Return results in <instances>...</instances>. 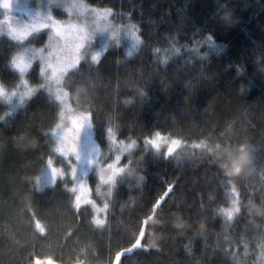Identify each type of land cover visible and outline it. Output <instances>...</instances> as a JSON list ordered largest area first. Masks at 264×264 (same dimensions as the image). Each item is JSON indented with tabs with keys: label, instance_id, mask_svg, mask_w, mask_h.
Here are the masks:
<instances>
[{
	"label": "trees",
	"instance_id": "16d2710c",
	"mask_svg": "<svg viewBox=\"0 0 264 264\" xmlns=\"http://www.w3.org/2000/svg\"><path fill=\"white\" fill-rule=\"evenodd\" d=\"M84 1L111 9L116 25L134 26L142 39L133 55L113 46L98 63L82 62L71 79L86 75L87 82L65 85L77 112H90L93 125L112 129L115 150L136 142L133 163L124 156L120 164L131 175L108 197L93 172L91 200L103 206L106 198L109 209L97 214L87 205L78 214L69 177L40 182L47 157L58 161L52 129L59 103L43 89L13 113L0 101V264L48 257L76 264L75 254L86 246L89 264H110L134 242L142 219H148L145 247L122 264H264V0ZM18 49L0 38V80L9 84L18 77L10 66ZM32 82L41 81L33 76ZM156 132L205 147L157 157L143 144ZM95 136L103 153H111L106 134ZM241 146L248 162L226 184L213 159L219 153L225 169ZM167 185L172 191L153 212ZM233 186L241 211L228 219L220 209L231 207ZM97 215L104 225L95 223Z\"/></svg>",
	"mask_w": 264,
	"mask_h": 264
},
{
	"label": "snow or ice",
	"instance_id": "6c2138e0",
	"mask_svg": "<svg viewBox=\"0 0 264 264\" xmlns=\"http://www.w3.org/2000/svg\"><path fill=\"white\" fill-rule=\"evenodd\" d=\"M2 6L5 9L11 8L10 0H0ZM69 10V15L72 14L74 10H78V14L83 16L89 10L94 13H99L98 9H89L87 5L82 2H76L73 0L71 3L63 5ZM105 14H111L109 9H104ZM48 22L39 23L33 25L31 28L16 29L10 28L9 35L13 40H16L19 44H23L29 41V37L41 38L40 30H48V41L49 43L42 48L36 49L32 47H24L22 51H18L11 55L10 66L18 71V77L16 80L12 81L10 84L0 80V97H4L5 100L11 103L13 97H18L20 103L23 104L26 98L33 97L41 89L47 91L50 97H53L55 101L59 102V122L55 124L52 129V136L55 138L54 153L58 154V161H54L52 155H49L44 163V168L41 172V176L47 174L48 183H55L57 178L64 180L65 178H71L73 187L71 188V193L74 194V208L77 213L83 211L82 205H91L95 208L97 214L107 213L109 209V204L104 203L103 207H98L95 202L86 197V193H90V188L85 182V178L88 177L89 171H94L99 181L102 184L109 186V195H111L112 190L116 189L120 183H123L129 179L131 174L126 175L125 170L127 166H120L121 156L123 151H127L135 145V141L132 145L127 146V148H121L117 151L120 154H114V159L112 156L106 155L103 159L98 158L99 148L97 146L96 140L93 139L94 133L103 137L106 134V138L110 143L115 142V137L113 135L112 129L110 127L105 128L103 124L93 125L91 113H80L78 115H72L65 121V112L70 110V105L68 104V92L63 91L64 85H70L73 88L76 87L77 83H86L88 77L86 75L82 76L81 80L73 81L71 77L79 71V66L81 62L90 63L98 62L101 55L107 50L105 45L99 51L94 54L91 53L94 47L95 38L97 32L109 31V39L116 37L117 32L111 30L108 26L104 28L96 27L89 31L87 28L72 23L71 21L61 22L54 19L51 14H48ZM226 24H231L232 20L230 17H224ZM71 35L73 37V43L69 44L67 42V36ZM131 35L135 39V43L132 45L133 50L136 49L141 43V39L132 32ZM64 40L63 45L60 44L61 40ZM209 44H212V38L208 37ZM116 43H119L117 40ZM159 51V49H157ZM178 51V50H177ZM132 52L129 51L128 55ZM90 56V61H89ZM33 76L36 77L38 82L36 87L29 86V79ZM23 89V90H22ZM83 91V90H81ZM86 94V93H85ZM141 95H144L141 93ZM79 103V101H77ZM155 138L145 139V145H151L156 152L155 156L159 157L162 141L164 137L161 136L159 132L154 134ZM181 145V141L178 139H172L167 147L166 157L171 156L177 148ZM197 147H205L204 143L201 142ZM215 148H220L217 144ZM241 150V149H240ZM208 151L211 153L213 149L210 148ZM131 154L129 153L128 164L131 165L133 161L131 160ZM219 153L213 159V163L217 164L225 177V183H231L230 177L236 176L240 172V166H236L232 169V175H229V170L220 167L218 160L221 159ZM232 158L231 156L229 157ZM111 160V162H108ZM60 162L65 165L64 168L55 167V163ZM109 171V175L105 176L104 169ZM143 179V177H141ZM39 182V178H38ZM172 185H167V190L163 195L159 196L155 200L152 206V211L161 208L164 203L165 198L169 196L172 191ZM232 196L231 207L228 209H220L222 213L228 219H231L235 214L241 211V201L239 199L240 193L237 192L236 188L233 186L231 189ZM264 205V204H262ZM249 213H257L258 209H254L251 204L246 206ZM163 210V209H161ZM151 219V217H149ZM180 220V217H177ZM95 223L97 225H104L105 220L100 219L99 215L95 217ZM156 225V221L153 220L152 226ZM35 226L41 232L44 228L39 220L35 221ZM148 226V219H142L139 221L138 235L134 238V242L131 246L124 248L123 250L117 251L114 254V258L110 257V264H122V257L133 254L137 249L145 247L142 244V240L145 237V227ZM261 255L264 256V243L261 244ZM35 264H58L57 259L53 257H48L46 260H41L37 258ZM76 264H84L83 261L77 260Z\"/></svg>",
	"mask_w": 264,
	"mask_h": 264
},
{
	"label": "rangeland",
	"instance_id": "374dc122",
	"mask_svg": "<svg viewBox=\"0 0 264 264\" xmlns=\"http://www.w3.org/2000/svg\"><path fill=\"white\" fill-rule=\"evenodd\" d=\"M71 2H73V0H10V3H11L10 9H5L2 6V2H0V38L5 39L10 43L19 46L18 51H22V49L24 47H32V48H36V49L45 47L49 43V41H48V30L47 29H41L40 30L39 35L41 38H35L34 39L33 37H29V41L26 43H23V44H19L16 40H13L12 37L8 33L10 31V28H16L19 30V29H24V28H31L35 24L46 23V22H48L47 17H48V14L50 13L51 16L56 20H59L61 22L71 21L72 23H76L79 26L87 28L89 31L93 30L97 26L100 28H104L105 26H108L111 30H115L117 32L116 37L113 39H109V36H110L109 31L97 32L95 42H94V47L91 50L92 54L99 51L102 47H104L106 45L107 50L113 46L124 47L125 50L127 51V53H129V51H131L132 52L131 55H133L138 50V48L142 45V43H141L136 49L133 50L132 45L135 43V39L131 35V33L135 32L136 35L140 37L137 28H135L132 25H127V26L116 25V23L114 22V19H113V12L111 9H109L111 11L110 15L105 14L103 12V10L106 8H99V7L91 6V5L87 4L84 0H76V2H82L85 5H87L89 7V9H98L100 11H99V13H94L91 10H89L83 16H80L78 14V10H74L72 12V14L69 15V10L66 7H64L63 5L67 4V3H71ZM140 39H141V37H140ZM117 40L119 41V43H116ZM141 41H142V39H141ZM67 42L69 44L73 43V37L71 35L67 36ZM64 43H65V41L62 39L60 41V44L63 45ZM104 53L101 55V57L104 55ZM89 61H90V56H89ZM98 62H94V63H98ZM12 70L17 74V76L19 75L18 71L16 69L12 68ZM41 82H43V81H41ZM36 85H37V83H33L32 78H30L29 79V86L30 87H36ZM63 91L68 92L67 89L65 88V85L63 86ZM68 94H69V92H68ZM31 98L32 97L26 98L23 104L20 103V100L18 97H13L11 103L7 102L4 97H0V101L3 102L5 104V106L8 107L9 113H13V112L18 111L20 108H22L25 105V103L27 101H29ZM68 104L70 105V110H67L65 112V121L66 122L68 121V118L70 116L83 113V112H77L74 109V107L71 103V100H70V95H68ZM163 137H164V141H162L160 152L166 153L167 147L170 144V141L172 139H178V138L169 137V136L168 137L163 136ZM153 138H155V137H153ZM93 139L96 140L97 146L99 148L98 158L103 159L106 155L103 153L104 150H102L100 145L98 144L95 133H94ZM178 140H180V139H178ZM180 141H181L180 147L177 148L176 151L172 155L182 154L183 156H185V155H188V152L193 151L197 148H200V147H197L196 145H187L182 140H180ZM132 142L133 141L128 142V143L122 142L121 144H117L116 150L121 149V148H127V146L132 145ZM53 143H54V147H55V138H54ZM113 144L114 143H111V147ZM143 144H144V146H146L144 142H143ZM147 146L156 152V149H154L151 145H147ZM137 147L138 146L135 144L134 146L127 148V151H123V154L121 156V161H122V158L124 156H129V153L131 154ZM116 150L112 147L111 153H110V151H107V155L112 156L114 159V154H120L118 151L116 153ZM64 167L65 166L61 165V167L59 166L58 168H64ZM93 172L94 171H89L88 177L85 178V182L87 183L89 188H90V176L92 175ZM104 174H105V176L110 174L109 171L106 169V167L104 169ZM69 178H70V176H69ZM58 179H60V178H57L56 182ZM40 182H41L42 186H48V185L53 184V183H48L47 174L41 178ZM99 183H101V182L99 181ZM100 189L102 191V196L105 195V196L110 197L112 195V193L114 192V189H113L111 195H109V186L102 184V183H101ZM90 190H91V188H90ZM103 190H106V191L103 193ZM85 195L87 198L91 199V191H90V193H86ZM104 200L106 202V198H104ZM82 206H84V205H82ZM98 207L102 208L103 206H98ZM94 210H95V208H94ZM95 212H96V210H95ZM102 213H99V214H102ZM78 245H76L75 247H80V245L79 246ZM91 251H92V248L89 246L81 248L79 250V254H77V253L75 254L76 259L83 261L84 264H89V258H90V252ZM93 254L95 255V252H93Z\"/></svg>",
	"mask_w": 264,
	"mask_h": 264
},
{
	"label": "clouds",
	"instance_id": "9594fccd",
	"mask_svg": "<svg viewBox=\"0 0 264 264\" xmlns=\"http://www.w3.org/2000/svg\"><path fill=\"white\" fill-rule=\"evenodd\" d=\"M241 150L239 151V155L235 156L230 164H227L225 166L226 170H232L236 166H240V170L243 171L244 167L246 166L248 162V157H246V149L244 146H241Z\"/></svg>",
	"mask_w": 264,
	"mask_h": 264
}]
</instances>
